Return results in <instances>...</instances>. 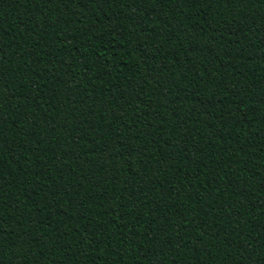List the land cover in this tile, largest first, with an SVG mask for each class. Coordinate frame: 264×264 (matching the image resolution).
Wrapping results in <instances>:
<instances>
[{
    "label": "trees",
    "instance_id": "trees-1",
    "mask_svg": "<svg viewBox=\"0 0 264 264\" xmlns=\"http://www.w3.org/2000/svg\"><path fill=\"white\" fill-rule=\"evenodd\" d=\"M0 264H264V0H0Z\"/></svg>",
    "mask_w": 264,
    "mask_h": 264
}]
</instances>
